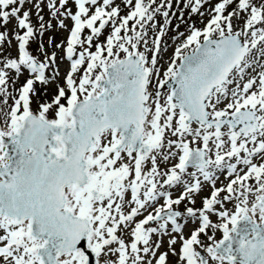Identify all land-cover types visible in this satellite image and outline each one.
Returning <instances> with one entry per match:
<instances>
[{
    "label": "snow or ice",
    "instance_id": "1",
    "mask_svg": "<svg viewBox=\"0 0 264 264\" xmlns=\"http://www.w3.org/2000/svg\"><path fill=\"white\" fill-rule=\"evenodd\" d=\"M209 3L161 64L173 0H0V264H264V0Z\"/></svg>",
    "mask_w": 264,
    "mask_h": 264
},
{
    "label": "rangeland",
    "instance_id": "2",
    "mask_svg": "<svg viewBox=\"0 0 264 264\" xmlns=\"http://www.w3.org/2000/svg\"><path fill=\"white\" fill-rule=\"evenodd\" d=\"M34 2H35V0H34ZM119 2H120V0H117V3H119ZM185 2H186V0H180V2H177V1L175 2V5H177L179 11L180 12L183 11L184 12L183 15L186 14V16L185 17L183 16V21L180 18H178V19H174L173 18V20H172L173 22L171 21V25L168 27V30L166 31V36L167 35H170L171 37H174L175 35H177L178 32H186V28L187 27H185V26H187L186 20H189V15L187 13V11L189 9H184L183 8V4ZM216 2H217V0H210V3L209 4H205L204 7L201 9V11H205L206 12L211 6H214V4ZM179 3H181L182 7L179 5ZM69 6H71V5H69ZM30 7H31V5H26V8H30ZM42 14L45 16V19L46 20L49 19V15H48V12H47V8L46 7H44V11H43ZM175 15H176V17L178 16V14H175ZM180 15H181V13L179 14V17H180ZM195 18H196V21H197L198 26H202L203 23H201V20L203 19L205 21L208 17H207V15H205V17H203L202 19H199L201 17L199 15H196ZM32 21H33V24L35 25L36 24V18H35L34 15L32 17ZM66 23H69L70 24V21H66ZM183 24L185 26H183ZM177 25H179L178 28L176 27ZM13 26H14V22L9 25V29L11 30ZM50 35H55L56 41L59 42L60 40L64 39V37L67 34L64 33L63 31H60V30H55L54 32L46 33L45 36H44V38H43V41H44V44H45L46 47H47V42H48V38H49ZM165 37L162 38V41H164L163 39ZM32 45H34V43L31 44V49L34 50L32 48ZM165 46H167V50L162 53L163 59L160 61L161 64H165V62L167 61L168 57L171 55L175 44L173 43V40L172 41H169L168 39H166L165 40ZM8 51L11 53V55H13V56L15 55V48L14 47L11 48V49H9ZM49 51H51V49H49ZM33 54H36V52L34 51ZM66 70H67V64L64 63V62H60V72H61V76H63V74H64V72ZM21 79H23V77H21ZM19 82H18V84H19ZM53 89H54V85H52V86L49 87V90L50 91H52ZM174 261H175V257H170V264H174Z\"/></svg>",
    "mask_w": 264,
    "mask_h": 264
},
{
    "label": "trees",
    "instance_id": "3",
    "mask_svg": "<svg viewBox=\"0 0 264 264\" xmlns=\"http://www.w3.org/2000/svg\"><path fill=\"white\" fill-rule=\"evenodd\" d=\"M159 2V1H158ZM171 13H172V10H170V16H171ZM160 18H163L162 16H159ZM32 48L34 49V51H35V49L37 48V43L36 42H34V45H32ZM33 51V52H34Z\"/></svg>",
    "mask_w": 264,
    "mask_h": 264
},
{
    "label": "water",
    "instance_id": "4",
    "mask_svg": "<svg viewBox=\"0 0 264 264\" xmlns=\"http://www.w3.org/2000/svg\"><path fill=\"white\" fill-rule=\"evenodd\" d=\"M93 264H94V260H93Z\"/></svg>",
    "mask_w": 264,
    "mask_h": 264
}]
</instances>
